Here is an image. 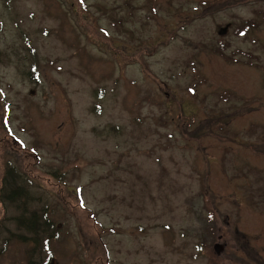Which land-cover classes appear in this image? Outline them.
<instances>
[{"label":"rangeland","instance_id":"1","mask_svg":"<svg viewBox=\"0 0 264 264\" xmlns=\"http://www.w3.org/2000/svg\"><path fill=\"white\" fill-rule=\"evenodd\" d=\"M82 1L0 0V264H264V0Z\"/></svg>","mask_w":264,"mask_h":264},{"label":"trees","instance_id":"2","mask_svg":"<svg viewBox=\"0 0 264 264\" xmlns=\"http://www.w3.org/2000/svg\"><path fill=\"white\" fill-rule=\"evenodd\" d=\"M9 172L10 170L6 172L5 177L7 176V174L11 175V173ZM6 181L7 179L5 178L4 183L2 185L1 193L5 190ZM6 199L8 202L14 204L13 206L16 208V210L21 212V215L14 216L11 218V221L17 226L18 229H23L29 234L38 235L40 234V232L37 228H40V225H42V228H49L51 225H54V222L50 219L47 212L43 214L36 210L29 212L28 205L32 201V198L31 196H29V193L24 188L19 187L12 189L11 193L9 194V196H7ZM2 203L4 204L3 196ZM33 241L34 240H32V242ZM28 264H34V261L32 260V255H30L29 257Z\"/></svg>","mask_w":264,"mask_h":264}]
</instances>
